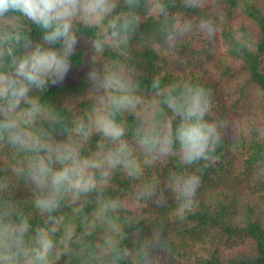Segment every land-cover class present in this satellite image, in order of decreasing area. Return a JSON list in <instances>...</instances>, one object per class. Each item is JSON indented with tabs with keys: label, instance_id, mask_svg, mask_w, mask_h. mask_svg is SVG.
<instances>
[{
	"label": "trees",
	"instance_id": "obj_1",
	"mask_svg": "<svg viewBox=\"0 0 264 264\" xmlns=\"http://www.w3.org/2000/svg\"><path fill=\"white\" fill-rule=\"evenodd\" d=\"M111 3L100 20L72 18L77 44L62 81L27 85L19 98L0 92V264H264V0ZM44 34L18 11L0 15V73L15 77L37 45L59 50ZM108 74L134 108L111 103L125 92L101 86ZM185 86L204 90V119L219 136L209 159L191 164L167 103ZM99 114L120 126L119 140L98 129ZM120 144V163L86 169V191L33 178L40 160L52 171L71 163L58 150L104 161ZM190 176L200 182L186 208ZM41 232L53 245L44 261Z\"/></svg>",
	"mask_w": 264,
	"mask_h": 264
},
{
	"label": "clouds",
	"instance_id": "obj_2",
	"mask_svg": "<svg viewBox=\"0 0 264 264\" xmlns=\"http://www.w3.org/2000/svg\"><path fill=\"white\" fill-rule=\"evenodd\" d=\"M112 7L111 0H0V15L9 10L18 11L45 30L44 40L47 43L61 45L59 50L37 45L16 63L15 77L0 73V92H11L14 97L19 98L27 92V85L40 87L49 81L53 84L62 81L70 70L68 57L72 55L77 44V38L72 32V18L79 14L85 18L100 20ZM91 75L96 76L95 73ZM100 83L105 89L114 88L125 92L123 95L110 97L113 105L118 108L135 107L136 98L126 93V86L116 75L108 74ZM167 103L181 116V122L175 130V139L179 142L184 160L189 164L200 159L208 160L209 152L213 150L219 136L216 126L204 119L209 107L204 90L185 86V91L180 96H169ZM96 125L106 137L113 140H119L123 135V130L109 114H99ZM13 139L18 140L19 137L14 136ZM171 140L172 132L169 130L162 142L165 150L170 146ZM125 151L126 145L120 144L117 151L109 153L104 161H77L71 150H58L57 158L71 163L66 164L61 170L52 171L43 160H40L33 171V178L37 183H43L50 174L51 185L56 191L65 185L86 191L93 186L92 178L86 176V169L100 167L105 162L109 166H115L121 162L120 156ZM199 182L196 176H190L184 181L183 207H191L190 198L195 194ZM37 203L45 208L53 206V201L49 200H38ZM37 244L38 247L34 250L35 258L44 261L53 246L52 241L47 233L41 232ZM3 246L4 234L0 231V248ZM28 264L32 262L29 261Z\"/></svg>",
	"mask_w": 264,
	"mask_h": 264
},
{
	"label": "rangeland",
	"instance_id": "obj_3",
	"mask_svg": "<svg viewBox=\"0 0 264 264\" xmlns=\"http://www.w3.org/2000/svg\"><path fill=\"white\" fill-rule=\"evenodd\" d=\"M230 133V132H229ZM232 133V134H231ZM230 134L233 136L234 135V132H231Z\"/></svg>",
	"mask_w": 264,
	"mask_h": 264
}]
</instances>
